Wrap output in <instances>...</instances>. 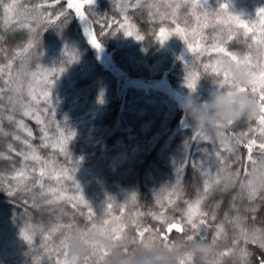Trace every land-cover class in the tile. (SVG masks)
Wrapping results in <instances>:
<instances>
[{
	"label": "trees",
	"instance_id": "obj_1",
	"mask_svg": "<svg viewBox=\"0 0 264 264\" xmlns=\"http://www.w3.org/2000/svg\"><path fill=\"white\" fill-rule=\"evenodd\" d=\"M70 10L75 12V9ZM97 52L112 67L121 92L132 79L113 65L109 57ZM141 83L145 85V82ZM147 86L151 85L148 83ZM179 90L174 88L175 92ZM10 97L19 103L10 104ZM21 104L25 106L24 97L16 91L3 90L0 95V264H57L63 260L62 235L59 231H51L57 225H74L75 235L76 229L99 231L107 221L105 234L110 236L112 229L122 228L129 240L138 238V231L144 228L154 233L156 230L166 233V223L153 217L163 214L168 221L174 219L183 224L188 204L195 205L205 195L204 180L215 177L217 169L222 166L217 161L218 152L220 160L231 164L241 175L236 187L226 193L211 190L199 206L200 211L210 214L207 225L202 226L208 242L215 235L217 226L223 225L224 228V234L215 245L216 254L207 264H245L241 249L252 253L247 264H259V259L264 257V250L255 244L245 245L241 240L234 246L233 237L240 228L230 222L237 215L232 207L235 197L234 204L245 217L241 227L264 232V196L258 195L255 201L249 202L236 195L241 191L240 181L246 178L245 167L249 171L253 167L247 161V149L243 144L248 139L258 141L256 120L240 122L235 130H223L231 137V141L224 144L212 138L194 140L190 136L186 152L178 157L168 141L167 131L180 126L183 116L180 111L165 123L164 131L157 138L143 146L128 136L127 109L113 95L103 98L99 107L90 112L71 100L37 101L35 108L37 117L43 121L41 124L33 116H24L26 107L21 108ZM9 115L13 116L12 121L7 119ZM20 120L32 131V137L18 127ZM242 132H248V137H242ZM69 133L73 134L72 138L65 139ZM15 136L20 140L14 139ZM25 139L31 148L23 143ZM237 140L241 141L240 145L230 152L229 147ZM258 145L257 142L253 148L256 161L261 158ZM33 154L41 159H24V155ZM238 157L242 158L239 163ZM41 168L45 171L44 177H40ZM200 169L210 173V177H205ZM20 172L25 173L24 179L17 176ZM34 181L43 183V190L34 185ZM25 188L32 189V192L24 191ZM10 191L14 194L9 195ZM41 191L46 193L47 199L56 202L44 204L43 198L39 197ZM133 193L135 200L132 199ZM33 195L37 197L36 206ZM252 205L256 211H245ZM213 213L215 220L210 218ZM92 224L96 225L95 229ZM25 231L31 235V242L21 237ZM167 234L169 242L181 238L175 230ZM148 235L146 233V238ZM160 242L159 239L156 241L157 244ZM92 251L86 253L81 264H106L107 257L100 260L99 253L92 256ZM221 252L229 254L221 256Z\"/></svg>",
	"mask_w": 264,
	"mask_h": 264
},
{
	"label": "rangeland",
	"instance_id": "obj_2",
	"mask_svg": "<svg viewBox=\"0 0 264 264\" xmlns=\"http://www.w3.org/2000/svg\"><path fill=\"white\" fill-rule=\"evenodd\" d=\"M65 1L0 0V67L5 68L0 74V89H16L34 118L38 116L37 101L71 100L90 112L103 98L113 95L127 109L128 136L144 146L180 111V126L167 131L174 154L180 157L189 146L190 136L197 132L183 112L185 97L206 101L223 81V75L214 70L226 66L228 58L217 47L235 53L240 61L247 58L257 78L264 67V44L259 43L264 39V17L256 15L264 0H95L83 9L90 33L102 45L99 51L132 79L120 92L112 67L91 46L84 22ZM223 3H230V8L222 10ZM8 5L12 7L6 10ZM60 12L65 17L55 25L59 31L34 23L40 13L55 18ZM235 14L241 16L247 29L230 18ZM177 27L183 31L177 33ZM161 28L167 37L163 44L159 42ZM30 41L37 46L25 56H15ZM10 62L9 70L6 66ZM61 68L65 69L62 73ZM9 71L11 85L7 83ZM232 71L234 75L243 73L246 67L242 64ZM189 74L198 76L194 92L185 86ZM174 88L180 90L175 92ZM225 89L230 88L226 85ZM256 130L257 142H264L257 126ZM212 139L225 143L214 134Z\"/></svg>",
	"mask_w": 264,
	"mask_h": 264
},
{
	"label": "snow or ice",
	"instance_id": "obj_3",
	"mask_svg": "<svg viewBox=\"0 0 264 264\" xmlns=\"http://www.w3.org/2000/svg\"><path fill=\"white\" fill-rule=\"evenodd\" d=\"M59 2V0H57V3ZM95 2V0H78V2H73V0H68L67 6L69 9H75V13L76 16L84 22L85 24V35H91L90 33V29H89V20H88V15H86L85 11H83L85 5H92ZM12 7V5H8L6 10L10 9ZM175 7H179V5H176ZM220 8L222 10H228L230 8V3H223L220 5ZM256 15L260 16V17H264V7L258 8L256 11ZM61 17H65V13L64 12H60L59 14H57L55 16V18L52 17L51 14H47L45 15L44 13H40L38 16H36L34 18V23L38 24L42 27H44L46 30L49 28H55L58 31L60 30L58 27H55L57 21H60ZM231 19H234L237 23H239L241 28H245L247 29V25H245L242 21H241V16L239 15H234L232 17H230ZM123 27V26H121ZM31 30H35L34 28ZM249 31L251 29H248ZM177 33L182 32L183 30L180 29L179 27H177L176 29ZM125 35L127 36H131L132 33L131 32H125ZM160 43L163 44V42L166 41L167 37L165 35V29L161 28L160 29ZM137 39H140V37H137ZM228 39H232L231 36L228 37ZM91 46L95 49L102 50V45L100 43L97 42V40L95 39L94 36H92L91 40H90ZM260 44H264V39L259 41ZM34 46H37L36 43L34 41H30L28 43V46L26 48H24L22 51L20 52H16L15 56L20 57V56H25L26 54H28V52L30 51V49ZM218 52L223 53L225 57L228 58V63L226 66H224L223 64L221 65V69L219 71H216L217 75H223V81L219 84V87L221 89H224L225 86L227 85L232 91L237 92V93H244L246 95H248L252 102L254 103L257 111H258V117L256 120V124L257 127L260 130L261 136L264 137V67H261L260 72H259V76L257 78L256 73H254L253 71H251L253 65H251L250 61L245 58L244 61H240L237 57V55L233 52L227 51L224 47H217L216 49ZM193 51H195V49H193ZM244 65L246 67V71H244L242 73V75L244 77H246L248 79V85L247 86H241L238 81L236 80L235 75L233 74V67H240L241 65ZM7 69H11L12 68V63L10 62L7 66ZM65 69L61 68L60 69V73H62ZM5 71V68L0 67V74H2ZM9 75V80L7 81V83L9 85L12 84V76H11V72L9 71L8 73ZM197 80H198V76L196 75H192L189 74L188 76L185 77V86L190 90V91H195L196 87H197ZM9 92H13L16 91V89H13L11 87H9L8 89ZM3 94V89H0V95ZM46 95H48L46 93ZM32 99H35V97H32ZM10 104H17L19 103L18 101H14L12 100V98L10 97L9 99ZM21 108H24V105H20ZM23 115L24 116H31L33 115L30 111L28 110H24L23 111ZM7 119L9 121L13 120V116L9 115L7 117ZM36 122L38 124L43 123V121H41L38 117H36ZM243 122V121H241ZM239 124L236 125H229L228 129L230 130H235L236 127H238ZM18 127L22 130H24L27 133L28 137H32L33 133L31 130L27 129L23 120L18 121ZM251 125L249 124V131H251ZM72 133H69L65 139H71L72 138ZM242 137L247 138L248 137V132H242L241 133ZM214 136L216 138H220L221 140H225L227 142L231 141V137L226 136L225 132H215ZM213 138V134L211 132H206V133H200V132H194V135L192 136V139L194 140H207ZM14 139L16 140H20L19 136H15ZM23 143L28 147L31 148V144L29 143V141L27 139H25L23 141ZM241 141H236L234 145H231L229 147V151L232 152L233 149L237 146L240 145ZM257 146V141L256 139H248L247 143L243 144V147H245L247 149V161L254 166L256 163V160H254L253 158V148ZM258 148L260 150V154L261 156H264V142L259 143ZM9 150L11 151V145H9ZM61 151H64L63 148H61ZM20 154V153H18ZM217 156V161L219 163H221V167H219L216 171V175L215 177H211L206 178L203 182V192H204V196L201 197V199H198L195 203V205L193 204H188V211L185 214L186 215V219L184 220L183 224L181 222L175 221L174 219L171 221H168L167 218H165L163 216V214L159 215V216H154V219L159 220L161 223H166V233H160L159 230H156V232L154 233L153 230L149 229V228H144L143 230H139L138 231V238H132L129 243L131 245H136V244H145L146 243H150L152 245H157L156 241L159 239L161 242L158 244L159 246L168 249L169 251L171 250L174 241L169 242V235L167 233H172L173 230H175V232L180 233L181 234V238H183L186 242H192V241H201V242H208V238L207 235L204 231V228L202 226H206L208 223V217H209V213L207 212H202L199 209V206L202 202L203 199H205L207 197V194L213 190H219L221 193H226L228 191H230L232 188H225L222 183H221V176L225 171L231 170L235 173L236 177H237V181L239 180V177L241 175V172L237 169H234L232 167L231 164H229L226 161H222L220 160V153L218 152L216 154ZM24 159L28 160V159H32L35 161H39L41 158L39 155L33 154L31 156L28 155H24ZM240 159L242 158H237V163L240 162ZM196 165L194 164L193 167H195ZM178 170H182V169H178ZM201 173L203 175H205V177H210V173H207L204 171V169H200ZM40 177H44L45 176V171L43 168L40 169ZM249 174V170L247 169V167H245L244 169V175L245 177H247ZM17 176L20 177L21 179L25 178V173L24 172H20L17 173ZM34 185L38 186L41 190H43L44 185L43 183H41L40 181H34ZM240 189L241 191L239 193H237L236 195L241 197V198H246L249 202H253L258 198V194L256 192H254L251 188V185L249 184L247 189H245L243 187L244 185V181H240ZM234 188V187H233ZM24 191H27L29 193L32 192V189L30 188H25ZM51 191V190H49ZM13 192H9V195H13ZM39 197L43 198V203L47 204V205H52L53 203H55L56 201H53L51 199H47L46 198V193L44 191H41L39 193ZM132 199L135 200L136 199V195L135 193L132 194ZM36 200L37 197L35 195H33V204L34 206H36ZM234 200L235 197H233V203H232V207L235 210V212L237 213L236 217L231 220L230 222L233 224L234 227H239L240 228V232L236 235H234L233 237V242H234V246L236 244H238L241 240H243V242L245 243V245H247L248 243H252L257 245L261 250H264V232L258 230V229H251V230H247L243 227H241V225L243 224L245 217L241 214V209L236 206L234 204ZM111 205H109L110 207ZM73 207H75V205H73ZM216 207H219V204L216 205ZM257 209L255 208L254 205L248 207L245 209V211H256ZM210 218L212 220L216 219V215L213 213L211 214ZM89 219H91V209H89ZM227 219V217H226ZM107 221H104V226H102L99 229V232L103 235L105 234L108 230H107ZM92 229L96 228L95 224H92ZM67 231H64V230ZM73 229H74V225L72 224H67V225H57L56 227L52 228L51 231L53 233L55 232H60L62 235V239L60 240V245L62 246V256L64 257L63 260L58 261L57 264H75V262L71 259H69V253L67 250V241L69 239L72 238L73 234ZM146 233H148L149 235L146 238ZM87 232L83 231V230H79L76 229L75 231V235L79 236L80 239L87 243V241L84 239L86 236ZM224 234V228L223 225H219L217 226V230L215 235L213 236L211 243L215 246L218 243V240L221 238V236ZM21 237L28 242H31V235L25 231L21 233ZM111 238V240L113 241V245L114 246H123L124 242L126 240H129L128 237L123 234V229H112L111 230V234L109 236ZM94 247V246H93ZM123 251L125 254L128 253L129 248L128 247H123ZM241 259L245 262V264H247V262L249 261L252 253L247 251L246 249H241ZM99 253V259L103 260L105 257L108 256V252L106 251H101V252H97L95 250L92 251V256H96ZM229 253L228 252H221L220 255L221 256H227ZM87 259V257H86ZM179 264H194V259L192 257H182L179 259ZM259 264H264V257H261L259 259Z\"/></svg>",
	"mask_w": 264,
	"mask_h": 264
},
{
	"label": "clouds",
	"instance_id": "obj_4",
	"mask_svg": "<svg viewBox=\"0 0 264 264\" xmlns=\"http://www.w3.org/2000/svg\"><path fill=\"white\" fill-rule=\"evenodd\" d=\"M235 77L241 86H247V80L242 73H236ZM182 109L185 116L191 119L193 130L200 133L222 132L229 125H236L241 121L251 122L258 117V111L248 95L220 87L210 92L209 99L203 102L199 97L185 98ZM243 181L245 189L250 184L254 192L264 196V156L256 161ZM221 183L225 188L236 187L235 173L231 170L225 171L221 176ZM84 239L87 243L73 235L67 241L69 257L75 264H81L89 250L108 252L106 264H177L182 257H192L194 264L196 261L207 264L216 254V248L211 242H186L183 238L175 240L170 251L158 244L131 245L130 240H126L123 246H114L111 238L107 234L102 235L98 230L87 232ZM123 247L129 248L127 254Z\"/></svg>",
	"mask_w": 264,
	"mask_h": 264
}]
</instances>
